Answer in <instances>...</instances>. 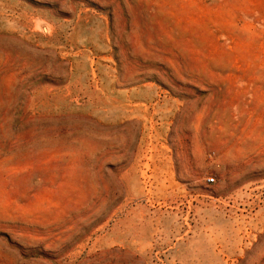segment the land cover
<instances>
[{"label":"rangeland","instance_id":"rangeland-1","mask_svg":"<svg viewBox=\"0 0 264 264\" xmlns=\"http://www.w3.org/2000/svg\"><path fill=\"white\" fill-rule=\"evenodd\" d=\"M0 264H264V0H0Z\"/></svg>","mask_w":264,"mask_h":264},{"label":"built area","instance_id":"built-area-1","mask_svg":"<svg viewBox=\"0 0 264 264\" xmlns=\"http://www.w3.org/2000/svg\"><path fill=\"white\" fill-rule=\"evenodd\" d=\"M209 182H214V179L213 178H209Z\"/></svg>","mask_w":264,"mask_h":264}]
</instances>
